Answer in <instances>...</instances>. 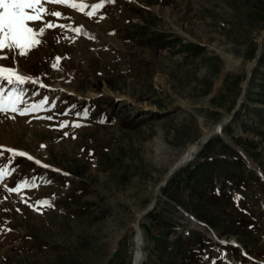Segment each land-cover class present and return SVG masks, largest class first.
Listing matches in <instances>:
<instances>
[{
	"label": "rangeland",
	"instance_id": "1",
	"mask_svg": "<svg viewBox=\"0 0 264 264\" xmlns=\"http://www.w3.org/2000/svg\"><path fill=\"white\" fill-rule=\"evenodd\" d=\"M44 8L34 31L64 27L0 50V65L35 81L20 86V107L45 100L30 115L0 113V264H133L139 213L181 153L237 106L262 36L234 117L139 221V264H264V0Z\"/></svg>",
	"mask_w": 264,
	"mask_h": 264
},
{
	"label": "snow or ice",
	"instance_id": "2",
	"mask_svg": "<svg viewBox=\"0 0 264 264\" xmlns=\"http://www.w3.org/2000/svg\"><path fill=\"white\" fill-rule=\"evenodd\" d=\"M68 0H0V50L5 48L12 50H23L29 48L31 45L38 44L39 41L36 39L37 35L43 34L45 29H52L54 27H64V25L54 24L49 21L44 27H39L38 32L34 31L33 27L29 26V21L32 22H42V15L45 11V3H67ZM104 0H102V3ZM101 5H95L94 7L99 8ZM72 7H76L75 4ZM54 17H61L63 14L59 11L51 13ZM89 16L92 12L88 13ZM103 19V17H101ZM76 31H80L79 28ZM21 55L26 53L21 51ZM7 59V57H0ZM4 73H8L4 76ZM7 81L10 86L8 94L5 95V90L3 88V82ZM28 77H24L18 74L17 69L11 67H5L0 65V113H14L21 116L30 115L36 112L40 106L45 103V100H41L39 104L31 103L27 104L25 107H20L24 104V92L20 88L21 85L27 83H34ZM34 95H39V93H34ZM55 107V105H53ZM76 115L80 117L81 113L77 112ZM84 115H87V110H85ZM11 118H15L12 116ZM33 118H43L52 120L53 117H38ZM68 126V122L64 121L59 124V128L63 129ZM74 127H80L79 123L73 124ZM65 136L68 135L67 132L64 133ZM42 147H44L42 145ZM2 146H0V152H2ZM13 156H26L27 154L18 150L8 149ZM48 167V166H46ZM59 171V170H57ZM0 179H3V171L0 170ZM17 188L9 189V191L16 192ZM44 203L43 201L38 202L39 204ZM37 205V206H38Z\"/></svg>",
	"mask_w": 264,
	"mask_h": 264
},
{
	"label": "bare ground",
	"instance_id": "3",
	"mask_svg": "<svg viewBox=\"0 0 264 264\" xmlns=\"http://www.w3.org/2000/svg\"><path fill=\"white\" fill-rule=\"evenodd\" d=\"M262 38H263V36L261 38H259L258 50H257V53H256L257 57L255 58V60L251 61V63H249V65L247 66V78H246V80L243 83V91H242V94H241V96H240V98L238 100L237 106L241 104V102L243 101V99L245 97L247 85H248V82H249V78H250L251 73H252V67L255 64V61L258 60V58L260 56V53L262 51V45H263V41H261ZM228 118L229 117L225 118L220 123H218L216 125H213L212 127L204 128L202 136L197 141H195L194 143L189 145L181 153V155L174 161V163L171 164V166L168 169L167 173L165 174V177L163 178L162 182L159 185H157V187L155 189L154 199L152 200V202L148 206V207H151L149 210H151L153 208V206L155 205V202H156V199H157V195L159 193L160 187L165 183L164 181H166L168 179V177L177 168H179L181 165L185 164L190 157H191V159H192V157L194 158L196 153L199 152L202 149L204 143L207 140H209L215 134H221L222 128H223L224 125H226ZM207 138H209V139H207ZM148 207L146 209H148ZM146 209L139 213L137 221L135 223V227H136V234H135V237H134V241H135V253H134V255L135 256H134L133 264H139L140 261H141V258H142L143 235H142V229H141V227L139 225V221L141 220V218L143 216V213L146 211ZM148 211H146V212H148Z\"/></svg>",
	"mask_w": 264,
	"mask_h": 264
},
{
	"label": "water",
	"instance_id": "4",
	"mask_svg": "<svg viewBox=\"0 0 264 264\" xmlns=\"http://www.w3.org/2000/svg\"><path fill=\"white\" fill-rule=\"evenodd\" d=\"M238 109V106L237 107H235L231 112H230V115H229V118H228V120H227V123L229 122V121H231L232 120V118L234 117V115H235V113H236V110ZM209 140H207L206 142H208ZM205 142V143H206ZM204 143V144H205ZM193 158V157H192ZM191 159V157L188 159V160H190ZM165 182V181H164ZM151 207H148V209H146V211H148L149 209H150ZM146 211L144 212V213H146ZM143 213V214H144Z\"/></svg>",
	"mask_w": 264,
	"mask_h": 264
}]
</instances>
